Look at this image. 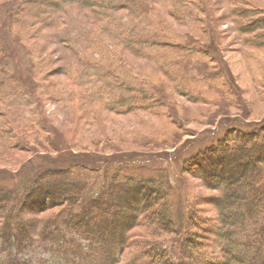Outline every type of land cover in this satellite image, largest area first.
<instances>
[{
    "label": "rangeland",
    "instance_id": "rangeland-1",
    "mask_svg": "<svg viewBox=\"0 0 264 264\" xmlns=\"http://www.w3.org/2000/svg\"><path fill=\"white\" fill-rule=\"evenodd\" d=\"M6 13L13 27L0 29L2 178L36 154L57 164L84 154L90 170L70 178L91 198L103 173L152 178L174 214L187 208L215 219L218 192L181 168L227 127L264 120V0H0V20ZM54 208L17 218L34 231L0 262L147 264L134 247L143 230L127 231L135 208L123 205L113 237L97 229L114 223L112 213L66 227L68 213ZM134 232L131 247L123 239Z\"/></svg>",
    "mask_w": 264,
    "mask_h": 264
},
{
    "label": "trees",
    "instance_id": "trees-1",
    "mask_svg": "<svg viewBox=\"0 0 264 264\" xmlns=\"http://www.w3.org/2000/svg\"><path fill=\"white\" fill-rule=\"evenodd\" d=\"M2 18L0 29L4 26L10 32L13 27L11 15L6 13ZM1 50L4 53L3 47ZM34 156L38 161L32 162L16 177L2 178L0 174V189L5 191L0 194L2 255L10 245L18 248L23 237L34 231L33 225L15 222L17 218L28 216L27 213L39 215L53 206L60 208L61 214L68 213L69 219L63 221L66 227L74 220L88 227L89 222H97L101 213H112L114 223L104 220L97 229L104 236L113 237L124 205L125 209L136 210L127 231L141 228L144 242L134 246L138 244L134 240L137 238L135 232L124 236L123 241L130 242L131 247H141L140 253L147 264H264V120L227 127L217 140L184 160L182 173L218 192L211 199L216 214L214 220L198 217L195 210L187 208L185 215L174 214L169 194L152 178L136 180L118 176V173L109 178L103 173L98 179L105 183L98 185L91 198L85 185L70 178L77 170H90V162H84L86 155L78 156L82 162L72 155L70 159L60 160L59 164L45 163L40 155ZM13 179L16 184L11 192L5 188ZM249 221L252 224L247 226ZM43 224L37 226L35 232L43 234L47 225ZM103 225L105 228L101 227ZM3 227L7 229L2 231ZM152 235L160 238L148 241ZM165 241L170 245L165 246ZM1 263L17 264V259L11 261L8 258Z\"/></svg>",
    "mask_w": 264,
    "mask_h": 264
}]
</instances>
